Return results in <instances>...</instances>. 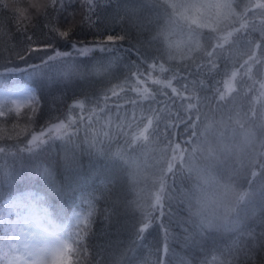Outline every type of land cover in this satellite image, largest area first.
Instances as JSON below:
<instances>
[{
    "label": "trees",
    "instance_id": "1",
    "mask_svg": "<svg viewBox=\"0 0 264 264\" xmlns=\"http://www.w3.org/2000/svg\"><path fill=\"white\" fill-rule=\"evenodd\" d=\"M52 3L0 0V87L34 97L19 115L0 106V264L29 210L74 264H264V0ZM58 120L62 135L29 146ZM202 159L219 161L202 195L224 211L193 219ZM157 197L169 238L153 226L138 241Z\"/></svg>",
    "mask_w": 264,
    "mask_h": 264
},
{
    "label": "rangeland",
    "instance_id": "2",
    "mask_svg": "<svg viewBox=\"0 0 264 264\" xmlns=\"http://www.w3.org/2000/svg\"><path fill=\"white\" fill-rule=\"evenodd\" d=\"M15 3L19 4L20 2ZM19 87L23 86L19 85ZM33 98V95L25 88H20L19 90L0 89V106L3 104L4 107H12L13 112H15L14 109L17 105L26 106L28 101ZM60 121L64 122V120H58L32 132L29 141L33 135H39L42 130L47 133L49 128ZM66 129H61L58 136L62 135ZM56 135L49 133L44 139L56 137ZM14 240L17 252L11 264H39L42 260L51 259V256L55 252L63 249L66 245V242L60 235L52 233L46 227L45 221L36 210H29L24 216L19 227L14 231Z\"/></svg>",
    "mask_w": 264,
    "mask_h": 264
},
{
    "label": "snow or ice",
    "instance_id": "3",
    "mask_svg": "<svg viewBox=\"0 0 264 264\" xmlns=\"http://www.w3.org/2000/svg\"><path fill=\"white\" fill-rule=\"evenodd\" d=\"M86 3H88L89 5V10H91V3L92 0H85ZM59 5L61 8L65 7L64 4V0H53V3L51 4V7L53 8V10H55L56 6ZM34 7H36L37 10H41L44 9L41 6V3L39 4H34ZM27 17L23 16L21 18V21H26ZM89 22H91V17H89ZM52 31L57 32V34L60 37H67L68 32L66 30H58L56 28H53ZM24 37H25V41L28 44L33 43V37L27 35V32L24 31L23 32ZM124 37L123 36H112V35H108L105 36L103 41H101V43H106V44H114L117 43L120 40H123ZM50 47V45H45V48ZM35 50V49H33ZM90 49L89 48H81L80 51L81 52H88ZM59 55V54H57ZM21 59H23L24 57L21 56ZM82 106V105H80ZM189 107H191V105H189ZM24 108L23 105H17L15 107V112L17 113V115H19L20 110ZM5 115V113L3 111H0V117H3ZM177 120L182 121V117L179 116V114H177ZM173 127H176V125H172ZM67 126L65 125V123L63 121H60L58 124H54L51 128H49L47 130V133H45L43 130L40 132L39 135H33L29 146L31 147L34 143L38 144L41 141L45 140L44 137L48 136L49 133L53 134H57L56 136H58L59 132L61 131V129H65ZM177 147H179V145H177ZM156 205L158 206V212L159 214L157 216H155L151 221H146V222H142L137 229V234H136V240L138 241H143L145 234L150 230V228H152L153 226L162 228L164 230V239L165 242L168 240L169 238V227L171 225V219H168L167 221H165L163 218L165 216H168L169 218L172 216V212H171V206H165L163 203H161L160 198L157 197L156 201H155ZM83 224L87 225L88 221L87 219H85L83 221ZM178 227H181L182 225H180L178 223L177 225ZM256 227H259L261 229H264V224H258L256 225ZM253 230H255L253 228ZM261 236H264V232L260 233ZM258 244H259V240H258ZM264 246V245H261ZM164 252L167 253L168 249L165 243V247H164ZM74 251V247L71 244H66L63 249L55 252V254H53L51 256V259H46V260H42L39 262V264H74L73 259H72V253Z\"/></svg>",
    "mask_w": 264,
    "mask_h": 264
},
{
    "label": "clouds",
    "instance_id": "4",
    "mask_svg": "<svg viewBox=\"0 0 264 264\" xmlns=\"http://www.w3.org/2000/svg\"><path fill=\"white\" fill-rule=\"evenodd\" d=\"M224 157L221 154L220 160ZM216 160H200V167L193 169L190 178V188L188 191V200L186 203V211L193 219H198L204 216L213 217L223 213L224 207L222 202L206 200L203 195V187L205 186L208 177V169L211 165L218 163Z\"/></svg>",
    "mask_w": 264,
    "mask_h": 264
}]
</instances>
